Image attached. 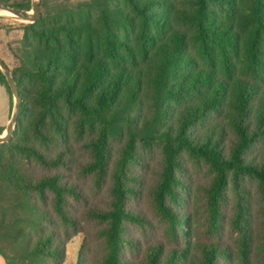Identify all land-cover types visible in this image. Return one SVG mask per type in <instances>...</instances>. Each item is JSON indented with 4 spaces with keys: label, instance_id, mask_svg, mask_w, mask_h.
<instances>
[{
    "label": "trees",
    "instance_id": "obj_1",
    "mask_svg": "<svg viewBox=\"0 0 264 264\" xmlns=\"http://www.w3.org/2000/svg\"><path fill=\"white\" fill-rule=\"evenodd\" d=\"M115 1L88 2L94 22L86 11L63 10L50 24L41 15L24 25L23 57L12 69L20 111L10 139L0 142V255L5 264H63L64 236L77 226L71 201L80 193L66 178L74 170L109 184L108 208L88 215L104 224L100 264H126L124 246L136 247L127 226L145 221L128 204L143 182L134 170L145 166V152L157 150L160 169L147 193L170 235L176 237L182 222L176 206L186 189L188 158L212 176L203 188L211 232L228 191L234 194L233 223L245 263L240 186L249 179L264 192V0H247L239 14L249 30L241 73L234 76L236 31L211 15L214 6L227 10L232 0H190L191 8L180 13L200 52L219 60L218 70L196 72L182 71L190 62L185 32L171 30L167 42L152 48L165 25L167 0H119L122 7ZM7 4L31 8L30 2ZM0 82L13 107L1 68ZM13 245L17 250L8 252ZM187 247L149 244L139 264H224L228 256L225 247L206 243L188 257Z\"/></svg>",
    "mask_w": 264,
    "mask_h": 264
},
{
    "label": "rangeland",
    "instance_id": "obj_2",
    "mask_svg": "<svg viewBox=\"0 0 264 264\" xmlns=\"http://www.w3.org/2000/svg\"><path fill=\"white\" fill-rule=\"evenodd\" d=\"M19 2H30L32 7V0H0V3L5 4ZM88 2H92V0H39V8L45 24H50L52 17L63 10L86 11V18L94 22L95 11L88 8ZM115 2L116 5L120 4L122 7L119 0ZM246 2L247 0H232L230 8L227 10L214 6L211 14L219 22H232L238 42H240L238 56L233 54V60L237 64L233 76L241 73L243 40L249 30L240 22L239 17V14L244 11ZM190 5V0H167V5L164 6L162 12L165 25L157 34L156 42L152 48L156 47L157 43L167 42L169 32L177 29L185 32V50L186 55L190 57L189 66H183L182 71L196 72L204 68L218 70L217 56L215 54L203 55L194 40L192 28L180 19L181 11L189 10ZM29 10L32 11L31 8ZM29 22L32 21L0 11V57L11 71L21 63L25 45L23 28ZM128 40L131 44H135L133 33H130ZM9 95L5 86L0 83V125L2 126H6L8 123L11 106ZM114 146L117 147V144ZM144 155L145 166L143 169L135 167L134 170L136 174L141 171L143 182L137 183V194L129 199L128 204L134 212L143 215L145 221L141 225L129 223L127 226L128 233L126 235H130L131 241L136 247L128 243L124 246L123 257L126 259V264H139L141 255L152 243H162L166 249L188 246V257H191L196 248L202 244L221 245L228 252L226 259L222 260L224 264H264V192H261L255 181L246 179L240 186L245 199L242 224L247 241V256L244 263L240 258L239 232L234 228L233 223L234 194L228 191L217 228L211 232L203 188L210 182L212 176L205 166H200L185 158L183 161L186 170H184L182 178L185 180L186 189L182 192L181 204L176 206L182 222L177 228L176 237H172L165 219L155 211L147 193L152 180L156 178L160 169V154L154 150L145 152ZM66 178L76 184L80 197L71 201V210L76 217L77 226L68 231L67 234L69 232L70 234L67 237L64 236L67 243L63 264H100L106 252L105 238L102 234L104 224L91 218L88 212L93 208H108L110 202L109 184L103 182L98 185L93 177L82 176L74 170ZM0 244H5L2 237H0ZM129 245H132L133 250ZM17 247L18 245L7 246L6 250L8 252L16 251Z\"/></svg>",
    "mask_w": 264,
    "mask_h": 264
},
{
    "label": "water",
    "instance_id": "obj_3",
    "mask_svg": "<svg viewBox=\"0 0 264 264\" xmlns=\"http://www.w3.org/2000/svg\"><path fill=\"white\" fill-rule=\"evenodd\" d=\"M39 6H40L39 0H32V7H31L32 11L25 10L19 7L10 6L5 3H0V11L8 10L11 11L16 17L20 19L30 20L34 22L41 16V10ZM0 68L6 77L7 83L11 89L14 98L13 110L10 120L5 128V133L3 135H0V142H4L10 139L12 132L16 127L18 115L20 111L21 98L15 77L11 69L8 67L6 62L1 57H0Z\"/></svg>",
    "mask_w": 264,
    "mask_h": 264
},
{
    "label": "crops",
    "instance_id": "obj_4",
    "mask_svg": "<svg viewBox=\"0 0 264 264\" xmlns=\"http://www.w3.org/2000/svg\"><path fill=\"white\" fill-rule=\"evenodd\" d=\"M1 83V82H0ZM2 84V83H1ZM3 85V84H2ZM6 88V87H5ZM7 90V88H6ZM8 91V90H7ZM9 98H10V95H9ZM10 103H11V98H10ZM12 110H13V107H12V103H11V106H10V112H9V117H8V122L10 120V117H11V114H12ZM8 124V123H7ZM7 126V125H6ZM5 125H0V127L2 128V133H0V135H3L5 133V128H6ZM0 264H5V261H4V258L0 255Z\"/></svg>",
    "mask_w": 264,
    "mask_h": 264
},
{
    "label": "bare ground",
    "instance_id": "obj_5",
    "mask_svg": "<svg viewBox=\"0 0 264 264\" xmlns=\"http://www.w3.org/2000/svg\"><path fill=\"white\" fill-rule=\"evenodd\" d=\"M2 12H5L6 14H13L11 11L3 10Z\"/></svg>",
    "mask_w": 264,
    "mask_h": 264
}]
</instances>
